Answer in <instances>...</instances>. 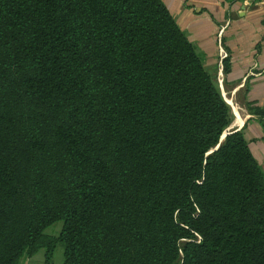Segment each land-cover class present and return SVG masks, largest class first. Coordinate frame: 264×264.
Returning <instances> with one entry per match:
<instances>
[{
    "label": "trees",
    "instance_id": "16d2710c",
    "mask_svg": "<svg viewBox=\"0 0 264 264\" xmlns=\"http://www.w3.org/2000/svg\"><path fill=\"white\" fill-rule=\"evenodd\" d=\"M231 121L162 0H0V264H264Z\"/></svg>",
    "mask_w": 264,
    "mask_h": 264
},
{
    "label": "crops",
    "instance_id": "0c3cea01",
    "mask_svg": "<svg viewBox=\"0 0 264 264\" xmlns=\"http://www.w3.org/2000/svg\"><path fill=\"white\" fill-rule=\"evenodd\" d=\"M177 26L193 44L228 104L227 133L242 132L264 174V3L257 0H162ZM222 32L221 60L217 34ZM63 261L59 264H62ZM20 264L47 263L39 249Z\"/></svg>",
    "mask_w": 264,
    "mask_h": 264
},
{
    "label": "rangeland",
    "instance_id": "374dc122",
    "mask_svg": "<svg viewBox=\"0 0 264 264\" xmlns=\"http://www.w3.org/2000/svg\"><path fill=\"white\" fill-rule=\"evenodd\" d=\"M61 227V222H57L51 225L44 231V235L40 240V244H45L47 242H51L52 244H54L55 264H59L63 261V246L60 242L56 241L57 236L60 233Z\"/></svg>",
    "mask_w": 264,
    "mask_h": 264
},
{
    "label": "built area",
    "instance_id": "2783aa9c",
    "mask_svg": "<svg viewBox=\"0 0 264 264\" xmlns=\"http://www.w3.org/2000/svg\"><path fill=\"white\" fill-rule=\"evenodd\" d=\"M229 1H231L233 3V1L236 2L237 0H229ZM257 1L260 3H264V0H257ZM222 32H223V30L221 29L218 31V34H217V44H218V50H219V53L221 56V60L225 59L227 57L225 51L222 48L223 47L222 46Z\"/></svg>",
    "mask_w": 264,
    "mask_h": 264
},
{
    "label": "water",
    "instance_id": "95a60500",
    "mask_svg": "<svg viewBox=\"0 0 264 264\" xmlns=\"http://www.w3.org/2000/svg\"><path fill=\"white\" fill-rule=\"evenodd\" d=\"M227 134H228V133L225 132V133L222 135V137H221V139H220V142L223 140V138H224ZM216 149H217V147H216Z\"/></svg>",
    "mask_w": 264,
    "mask_h": 264
}]
</instances>
